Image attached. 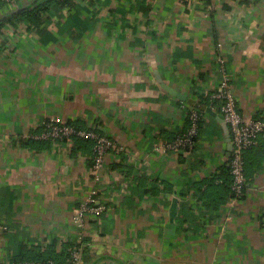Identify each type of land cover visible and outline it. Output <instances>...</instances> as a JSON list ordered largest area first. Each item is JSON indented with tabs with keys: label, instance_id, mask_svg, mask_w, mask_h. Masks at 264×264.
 Listing matches in <instances>:
<instances>
[{
	"label": "crops",
	"instance_id": "1",
	"mask_svg": "<svg viewBox=\"0 0 264 264\" xmlns=\"http://www.w3.org/2000/svg\"><path fill=\"white\" fill-rule=\"evenodd\" d=\"M77 5L37 29L7 24L1 34L0 264L32 263L13 261L21 248L83 240L94 264H264V138L244 154L241 199L208 186L229 170L221 79L243 118L264 119V0ZM200 105L193 148L155 147L186 131ZM51 119L97 129L121 148L106 154L100 180L92 144L72 154L21 145ZM116 163L128 171L115 174ZM95 190L105 210L79 228L74 213Z\"/></svg>",
	"mask_w": 264,
	"mask_h": 264
},
{
	"label": "built area",
	"instance_id": "2",
	"mask_svg": "<svg viewBox=\"0 0 264 264\" xmlns=\"http://www.w3.org/2000/svg\"><path fill=\"white\" fill-rule=\"evenodd\" d=\"M9 2V6L0 8V17L7 15L15 10L12 4L15 0H0ZM20 27V26H19ZM0 34V45H1ZM216 98L220 101V116L226 123L232 143L231 156L229 161L230 175L232 178L231 191L232 196L241 199L245 185L244 177V154L256 143L258 137L264 138V119L261 118H243L238 111V106L229 89V81L227 77H223L219 83ZM200 115L195 109H190L188 113L189 125L186 131L177 133L169 142L156 143L155 147L165 152L181 153L193 148L195 145V137L198 133L197 121ZM41 131L29 134L26 139H34L40 141H51L54 147H64L69 151L72 146L73 138L90 140L93 143L92 166L91 173L93 178L100 180L102 171L106 167L105 156L108 152L121 151V148L115 144L113 140L106 135L100 133L97 129L76 128L68 123L59 122L51 119L42 124ZM115 170V169H113ZM115 174L122 175L123 171L115 170ZM113 173V171H112ZM122 173V174H121ZM102 194L96 190L92 191L85 199L80 201L77 210L73 216V222L79 228L83 227L85 215L99 216L105 206L101 199ZM4 229V228H3ZM77 243H81L78 241ZM82 245L69 249L70 261L68 264L81 263ZM39 264V263H30ZM46 264H55L48 261Z\"/></svg>",
	"mask_w": 264,
	"mask_h": 264
},
{
	"label": "trees",
	"instance_id": "3",
	"mask_svg": "<svg viewBox=\"0 0 264 264\" xmlns=\"http://www.w3.org/2000/svg\"><path fill=\"white\" fill-rule=\"evenodd\" d=\"M9 2L7 1H0V8L9 6ZM77 5V0H47L36 4L34 7H25L21 9H15L9 12L7 15H3L0 17V34L3 33V28L5 25L10 24L14 25L16 23L24 25L28 29H37L44 23H48L50 18L57 16L60 11L64 8L69 9L68 11L76 12L79 8ZM204 105H200L196 111L200 115L202 111H204ZM201 118V117H200ZM200 118L197 121L198 127L200 126ZM68 124L73 125L76 128L79 127L74 122H68ZM189 125V120H188ZM41 128H43L41 126ZM197 137V136H196ZM195 137V142H196ZM51 141H40L34 139H27L21 142L23 146H36L38 149H49L51 145ZM93 146L92 141L80 139L77 137L73 138V143L71 148L69 149L71 154L77 152L80 149H86L89 145ZM92 166V162L90 164ZM118 168L119 171H128L125 166L116 163L114 166ZM91 168V167H90ZM221 173H217L213 178L208 181V186H216V193H221L226 198L227 195L231 196V184L232 178L230 175V168L228 170L227 166L222 167ZM229 171V172H228ZM153 184V183H152ZM156 185V183H155ZM153 184V188H154ZM193 189V195L198 199H202L207 205L209 203L208 200L205 199V193L199 186H195ZM185 197V193L181 194ZM220 199V197H219ZM223 200V199H222ZM188 204V203H186ZM87 240H83L81 243H63L59 251L56 250L55 241L48 244L44 249L41 247H33L30 249L21 248L18 254L13 258L14 262H32V263H39V264H46L48 261H53L55 264H68L70 261V253L69 249L72 247H78L82 245L81 249V263L80 264H94L95 262L92 260L88 248L84 246ZM92 260V261H91Z\"/></svg>",
	"mask_w": 264,
	"mask_h": 264
},
{
	"label": "water",
	"instance_id": "4",
	"mask_svg": "<svg viewBox=\"0 0 264 264\" xmlns=\"http://www.w3.org/2000/svg\"><path fill=\"white\" fill-rule=\"evenodd\" d=\"M213 116H215V115L213 114ZM218 122L222 126L223 131L227 137V142H228V144H227V157H230L231 156V150H232V143H231L228 127L222 119H218Z\"/></svg>",
	"mask_w": 264,
	"mask_h": 264
}]
</instances>
